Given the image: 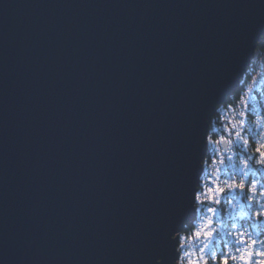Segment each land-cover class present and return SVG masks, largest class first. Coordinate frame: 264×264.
I'll return each instance as SVG.
<instances>
[{
  "label": "water",
  "instance_id": "water-1",
  "mask_svg": "<svg viewBox=\"0 0 264 264\" xmlns=\"http://www.w3.org/2000/svg\"><path fill=\"white\" fill-rule=\"evenodd\" d=\"M262 36L264 0H0V264H177Z\"/></svg>",
  "mask_w": 264,
  "mask_h": 264
},
{
  "label": "trees",
  "instance_id": "trees-1",
  "mask_svg": "<svg viewBox=\"0 0 264 264\" xmlns=\"http://www.w3.org/2000/svg\"><path fill=\"white\" fill-rule=\"evenodd\" d=\"M264 36L256 43L254 54L250 59L239 87L226 101L217 106L215 114L209 122L206 138V153L202 159V173L195 194L196 215L191 222H186L179 234V257L181 264H188L203 256L207 264H219L218 259H212L211 253L217 257L234 248L238 240L237 233L243 232L260 243L264 241V216L256 217L255 211L263 207L264 196L259 189L252 193L233 189L216 198L218 204L208 199V190L216 183L224 186L229 180H236L247 171L245 179L264 177V166L256 164L255 149L264 145V76L253 77L258 84L249 90L248 83L258 70H264ZM239 134V135H237ZM226 137L228 149L224 151L219 139ZM253 158L249 168L245 169L243 161ZM264 187V184L261 185ZM218 194V193H217ZM253 195L252 200L248 196ZM213 209V211H209ZM211 220L208 230H214L210 238L197 237V231H203L202 225ZM206 243L207 248L204 246ZM204 253H201V249ZM207 253L208 255H205ZM258 258V257H257ZM203 264V260L201 261Z\"/></svg>",
  "mask_w": 264,
  "mask_h": 264
},
{
  "label": "snow or ice",
  "instance_id": "snow-or-ice-1",
  "mask_svg": "<svg viewBox=\"0 0 264 264\" xmlns=\"http://www.w3.org/2000/svg\"><path fill=\"white\" fill-rule=\"evenodd\" d=\"M239 135V134H237ZM253 158H248L243 161L245 169L249 168L250 162ZM256 164L264 166V145H260L255 149V157ZM248 176L247 171L244 172L243 176L236 180H229L224 183V186H221L219 183H216L214 188H210L208 190L207 198L212 200L214 203H219L220 201L216 198V194H224L227 191H231L233 189H239L241 191L247 190V192L252 193L253 195L259 189V194L264 196V187H261L264 184V177L260 179L249 178L245 179ZM253 195H249L248 200L253 199ZM209 211H213V209H209ZM254 215L256 217L264 216V207L259 208L255 211ZM212 223L211 220L208 221L207 224L204 225V231H197L195 235L197 237L204 236L206 238H210L214 234V230H208L209 225ZM238 240L236 241V245L234 248L229 249L227 253H221L218 257L215 253H211L212 259H218L219 264H264V241L260 243V250L257 249L258 241L252 239L246 233L240 232L237 233ZM207 248V245L204 246ZM201 253H204V249L202 248ZM205 255H208L205 253ZM260 257V259H257ZM203 260V264H207V260H204V257H198L197 259H190L188 264H201ZM156 264V260L154 261Z\"/></svg>",
  "mask_w": 264,
  "mask_h": 264
},
{
  "label": "rangeland",
  "instance_id": "rangeland-1",
  "mask_svg": "<svg viewBox=\"0 0 264 264\" xmlns=\"http://www.w3.org/2000/svg\"><path fill=\"white\" fill-rule=\"evenodd\" d=\"M263 60H264V55H263ZM264 63V62H263ZM261 74H263V76H264V70H258V72H257V74L255 75V76H252L251 77V80L249 81V83H248V86H250V87H248L249 88V90L251 89V87L252 86H254V85H256V84H258L259 82H256V81H254V79H253V77H256V78H261ZM235 92V91H234ZM232 95V94H231ZM223 140H225L226 142H227V139H226V137H221L218 141H219V143H220V146L222 147V144H221V142L223 141ZM227 149H228V142H227ZM227 149H226V151H227ZM217 196H220V193H218V194H216ZM262 203V205H263V202H261ZM263 207H264V205H263ZM196 215V214H195ZM195 218V217H194ZM202 227H204V224L202 225ZM204 229V228H203ZM204 231V230H203ZM209 243H206V245H208ZM257 259H260V257H258Z\"/></svg>",
  "mask_w": 264,
  "mask_h": 264
},
{
  "label": "flooded vegetation",
  "instance_id": "flooded-vegetation-1",
  "mask_svg": "<svg viewBox=\"0 0 264 264\" xmlns=\"http://www.w3.org/2000/svg\"><path fill=\"white\" fill-rule=\"evenodd\" d=\"M263 205H264V200H263ZM179 256H180V255H179ZM179 259H180V257H178V259H177V261H176L177 264H181V263H182V261L180 262Z\"/></svg>",
  "mask_w": 264,
  "mask_h": 264
},
{
  "label": "bare ground",
  "instance_id": "bare-ground-1",
  "mask_svg": "<svg viewBox=\"0 0 264 264\" xmlns=\"http://www.w3.org/2000/svg\"><path fill=\"white\" fill-rule=\"evenodd\" d=\"M262 37H263V36H262ZM254 50H255V49H254ZM253 54H254V52H253ZM253 54H252V56H253ZM252 56L250 57V59L252 58ZM249 63H250V61H249ZM248 65H249V64H248ZM248 65H247V66H248ZM246 69H247V67H246ZM244 72H245V71H244ZM243 74H244V73H243ZM243 74H242V76H243ZM242 76H241V78H242ZM241 78H240V79H241ZM239 84H240V82H239Z\"/></svg>",
  "mask_w": 264,
  "mask_h": 264
}]
</instances>
